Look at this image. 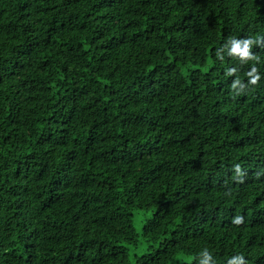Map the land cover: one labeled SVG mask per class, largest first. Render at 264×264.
Here are the masks:
<instances>
[{
  "label": "trees",
  "instance_id": "trees-1",
  "mask_svg": "<svg viewBox=\"0 0 264 264\" xmlns=\"http://www.w3.org/2000/svg\"><path fill=\"white\" fill-rule=\"evenodd\" d=\"M0 264H264V0H0Z\"/></svg>",
  "mask_w": 264,
  "mask_h": 264
},
{
  "label": "clouds",
  "instance_id": "clouds-1",
  "mask_svg": "<svg viewBox=\"0 0 264 264\" xmlns=\"http://www.w3.org/2000/svg\"><path fill=\"white\" fill-rule=\"evenodd\" d=\"M235 259H242V258H240V257H236Z\"/></svg>",
  "mask_w": 264,
  "mask_h": 264
}]
</instances>
